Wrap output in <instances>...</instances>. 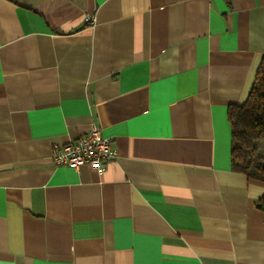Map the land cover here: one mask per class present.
Listing matches in <instances>:
<instances>
[{
  "label": "crops",
  "instance_id": "0c3cea01",
  "mask_svg": "<svg viewBox=\"0 0 264 264\" xmlns=\"http://www.w3.org/2000/svg\"><path fill=\"white\" fill-rule=\"evenodd\" d=\"M263 53L264 0H0V264H264L226 116ZM91 125L117 158L55 166Z\"/></svg>",
  "mask_w": 264,
  "mask_h": 264
},
{
  "label": "trees",
  "instance_id": "16d2710c",
  "mask_svg": "<svg viewBox=\"0 0 264 264\" xmlns=\"http://www.w3.org/2000/svg\"><path fill=\"white\" fill-rule=\"evenodd\" d=\"M230 123V161L233 170L264 180V53L254 83L242 105L227 108ZM256 207L264 211V196Z\"/></svg>",
  "mask_w": 264,
  "mask_h": 264
},
{
  "label": "built area",
  "instance_id": "2783aa9c",
  "mask_svg": "<svg viewBox=\"0 0 264 264\" xmlns=\"http://www.w3.org/2000/svg\"><path fill=\"white\" fill-rule=\"evenodd\" d=\"M86 21L94 24L93 17ZM117 158V151L113 147L111 137H103L97 126L91 125L88 131L67 142L56 143L52 146L51 159L55 166H68L78 169L80 166L90 164L99 170Z\"/></svg>",
  "mask_w": 264,
  "mask_h": 264
}]
</instances>
